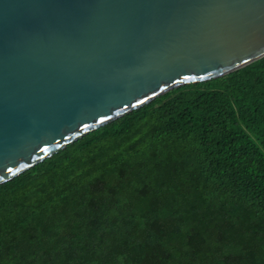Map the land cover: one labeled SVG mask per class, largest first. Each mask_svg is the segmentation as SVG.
<instances>
[{"label":"trees","instance_id":"trees-1","mask_svg":"<svg viewBox=\"0 0 264 264\" xmlns=\"http://www.w3.org/2000/svg\"><path fill=\"white\" fill-rule=\"evenodd\" d=\"M0 264H264V55L0 183Z\"/></svg>","mask_w":264,"mask_h":264},{"label":"water","instance_id":"water-1","mask_svg":"<svg viewBox=\"0 0 264 264\" xmlns=\"http://www.w3.org/2000/svg\"><path fill=\"white\" fill-rule=\"evenodd\" d=\"M264 55V0H0V183Z\"/></svg>","mask_w":264,"mask_h":264}]
</instances>
